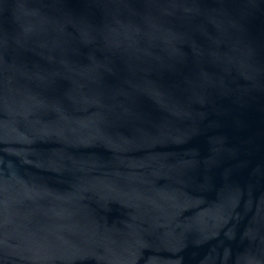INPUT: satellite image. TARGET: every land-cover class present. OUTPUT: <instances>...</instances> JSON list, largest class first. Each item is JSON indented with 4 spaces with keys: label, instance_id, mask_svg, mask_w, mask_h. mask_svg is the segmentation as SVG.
Instances as JSON below:
<instances>
[{
    "label": "water",
    "instance_id": "obj_1",
    "mask_svg": "<svg viewBox=\"0 0 264 264\" xmlns=\"http://www.w3.org/2000/svg\"><path fill=\"white\" fill-rule=\"evenodd\" d=\"M0 264H264V0H0Z\"/></svg>",
    "mask_w": 264,
    "mask_h": 264
}]
</instances>
